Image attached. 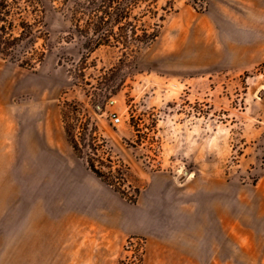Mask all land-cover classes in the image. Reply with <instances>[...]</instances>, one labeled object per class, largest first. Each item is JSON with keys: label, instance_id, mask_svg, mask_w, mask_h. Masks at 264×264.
Segmentation results:
<instances>
[{"label": "rangeland", "instance_id": "obj_1", "mask_svg": "<svg viewBox=\"0 0 264 264\" xmlns=\"http://www.w3.org/2000/svg\"><path fill=\"white\" fill-rule=\"evenodd\" d=\"M155 7L134 62L80 66L59 12L40 63L0 57V264H132L131 239L139 264H264V0Z\"/></svg>", "mask_w": 264, "mask_h": 264}, {"label": "trees", "instance_id": "obj_2", "mask_svg": "<svg viewBox=\"0 0 264 264\" xmlns=\"http://www.w3.org/2000/svg\"><path fill=\"white\" fill-rule=\"evenodd\" d=\"M155 4L156 0H0V57L21 67L33 68L40 63L50 50L47 14L59 12L70 23L67 39H76L80 44V66L100 47L115 48L134 62L140 50L157 37V30L150 31L144 20L156 17ZM162 19L161 16L158 21ZM39 40L42 43L36 46ZM68 140L75 152H82L73 136ZM96 141L93 136L83 140L84 153L96 151ZM87 157L92 173L105 184L120 189L116 186L124 181L122 177L111 172L104 175L88 154Z\"/></svg>", "mask_w": 264, "mask_h": 264}, {"label": "built area", "instance_id": "obj_3", "mask_svg": "<svg viewBox=\"0 0 264 264\" xmlns=\"http://www.w3.org/2000/svg\"><path fill=\"white\" fill-rule=\"evenodd\" d=\"M111 120L114 124L120 122L119 118L115 115H111ZM141 240L131 239L126 245V250L130 253V258L132 259V264H139L141 256L143 254V247L141 246Z\"/></svg>", "mask_w": 264, "mask_h": 264}, {"label": "crops", "instance_id": "obj_4", "mask_svg": "<svg viewBox=\"0 0 264 264\" xmlns=\"http://www.w3.org/2000/svg\"><path fill=\"white\" fill-rule=\"evenodd\" d=\"M1 215V214H0ZM19 215H23V214H19Z\"/></svg>", "mask_w": 264, "mask_h": 264}, {"label": "bare ground", "instance_id": "obj_5", "mask_svg": "<svg viewBox=\"0 0 264 264\" xmlns=\"http://www.w3.org/2000/svg\"><path fill=\"white\" fill-rule=\"evenodd\" d=\"M190 175V174H189Z\"/></svg>", "mask_w": 264, "mask_h": 264}]
</instances>
